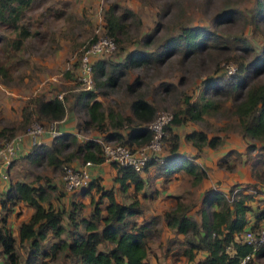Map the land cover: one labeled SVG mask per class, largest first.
<instances>
[{"label":"trees","instance_id":"obj_1","mask_svg":"<svg viewBox=\"0 0 264 264\" xmlns=\"http://www.w3.org/2000/svg\"><path fill=\"white\" fill-rule=\"evenodd\" d=\"M33 1L0 0V29L15 35L8 39L7 33L0 32V42L5 46L19 50L24 40L39 32L31 31L30 22L24 20V13ZM224 6L219 15L223 22L236 24L242 20L253 32L241 31L233 35V50L223 44L216 33L195 25L183 26L179 33L165 37L155 49L147 51L142 46L127 50L124 44L130 40L131 18L135 12L116 2L106 5L104 34L112 37L116 48L124 51L123 59L113 62L98 56L92 60V88L79 87L69 105L77 117V132H58L50 144H33L26 154L20 156L30 164L40 166L46 163L63 171L64 165L74 161L103 162L100 140L131 148L145 145L151 138L148 123L156 116L155 106L137 95L127 109H115L111 104L105 105L99 96H108L110 93L106 89L121 83L134 93L140 85L138 77H134L131 83L124 81L130 69L163 64L174 54L186 58L214 46L229 54L223 62L217 61L214 74L205 79L203 85L197 86L200 91L196 95L193 92L190 96L188 88L180 92L183 94L181 102L166 126V147L161 153L150 156L141 173L130 166L111 162L117 171L114 179L118 190L125 196L122 200L118 199V190L105 189L99 180H91L87 186L72 191L66 190L64 184V188L59 189L49 176L36 175L32 181H11L0 196V264H151L148 244L159 238L165 229L176 236L182 235L181 239H167L165 251L172 248L170 245L179 244L181 248L177 254L184 256L188 264H264V243L254 246L242 240L247 229L255 232L264 221V205H260L264 198H257L262 192L264 194V188L258 186L259 183H251L245 192L239 188L232 201H228L227 194L233 192L235 185L227 192L215 187L205 189L203 200L194 211L198 218L192 211L195 203L185 202L180 196H173L175 201L168 207L156 204L155 210L160 214L147 218L143 213L142 199H152L158 193L156 189H146L148 180L144 176L151 165L155 166L158 176L187 174L193 186L207 176L206 170L192 158L175 154L179 137L171 132L172 126L185 121L200 124L205 121V116L225 118L229 115L237 119L238 133L247 142L251 141L247 143L248 151L256 152L251 157V176L264 183V0H254L246 11L248 14L230 4ZM255 34L262 38L259 48L253 45ZM95 39L93 35L89 42ZM142 39L143 46L154 41L150 35ZM230 62L235 71L228 75L224 66ZM0 76H9L8 67L1 61ZM4 82L8 83L5 79ZM176 86L177 82H166L161 89L168 92ZM67 100V96L59 98L56 94L28 97L21 107L19 125L2 126L0 139H9L25 131L33 122L42 126L57 123L66 113ZM228 100L231 101L229 106L226 104ZM89 131L101 133V138H80V134ZM185 139L198 152L205 146L217 148L224 142L219 134L210 136L203 129L192 130ZM225 162L224 158L219 165L223 166ZM253 189L257 193H251ZM64 191L71 195L67 205L62 200ZM86 196L87 202L83 200ZM19 202L31 207L32 212L27 220L19 222L17 234H14L7 220ZM253 205H256L254 209ZM249 212L254 216L253 223L248 219ZM199 253L201 257H198Z\"/></svg>","mask_w":264,"mask_h":264},{"label":"rangeland","instance_id":"obj_2","mask_svg":"<svg viewBox=\"0 0 264 264\" xmlns=\"http://www.w3.org/2000/svg\"><path fill=\"white\" fill-rule=\"evenodd\" d=\"M113 2L121 7L131 8L135 12V16L131 18L133 25L128 36L130 40L124 43L127 50L141 46L147 51L153 50L165 37L179 33L183 26L206 27L220 36V41L232 50L233 35L241 31L248 34L253 33L242 20L236 24L225 23L219 15L225 4L237 7L248 14L246 11L252 7L254 0H34L26 9L24 20L30 22L31 31L38 30L39 32L24 40L19 50L0 42V61L8 67L9 71L7 78L0 76V128L19 125L21 107L25 105L30 96L44 94L48 97L50 93V95L61 94L62 97L67 96L68 99L73 97V94L81 87L77 78L81 49L93 35L96 38L104 35V9L107 4ZM60 11L61 13L58 14L57 12ZM0 32L7 33L8 39L15 37L8 30L0 29ZM147 35L152 36L154 41L151 45L143 46L142 38ZM252 40L255 47L261 46V35H253ZM83 41L84 44L81 45ZM228 54L226 50L215 46L206 48L198 55L191 54L186 58H183L181 54H174L163 64L130 69L124 81L131 83L134 77H138L140 85H137L134 93L129 92L126 85L121 83L114 88L106 89L110 93L109 96L99 97L105 105L111 104L115 109L120 107L125 110L129 102L139 95L155 106L157 115L162 112L173 113L181 102L183 94L180 92L188 88L187 93L190 96L193 92L196 95L200 91L197 86L203 85V81L214 74L217 61L223 62ZM123 56L124 51L118 47L111 53L102 54L98 58L120 62ZM4 79L7 80V84ZM166 82H177L176 89H170L168 92L162 90V84ZM230 103V100L226 102L228 106ZM66 105L69 110V103ZM228 116L226 115L225 118L205 116V121L197 125L210 136L219 134L227 139V153L220 156L217 162L219 165L225 158L226 162L221 166L222 169L229 174H238L237 178L240 181L229 184L226 189L235 185L234 189L238 187L244 189L245 192L251 187V183L262 184L263 186L259 184L258 186L264 188V183L257 182L251 176L253 160L251 157L256 155L255 151H248L247 143L251 141L247 142L238 133L237 119L234 116ZM222 119H228V121ZM43 128V133L51 132L56 129V123L48 124ZM22 133L24 132L17 134ZM93 134L95 132L89 131L82 133L81 136L86 138ZM113 143L116 144L114 141ZM221 146L222 144L218 147ZM227 166L232 168H227ZM237 169H239L238 173H236ZM246 169L247 172H243ZM8 170L12 180L32 181L36 175L49 176L52 183L59 189H63V171L54 169L46 163L40 166L30 164L18 155L11 161L7 173ZM246 174H250L252 182L243 180ZM181 178L179 186L181 190L186 185L192 187L188 179ZM223 183H227V180L217 178L211 187L221 190ZM202 190L203 185L197 186L190 191L183 192L182 198L190 203L201 202L204 197ZM258 198H264L263 192L258 195ZM260 205L263 206L264 203L260 202ZM193 214L195 216V213ZM181 237L182 235L176 236L172 231L165 229L159 238L152 239L148 244L150 263L188 264L184 256L177 254L181 248L179 244L170 245L172 248L168 252L165 251L167 239H181ZM201 256L202 254L199 253L198 257Z\"/></svg>","mask_w":264,"mask_h":264},{"label":"crops","instance_id":"obj_3","mask_svg":"<svg viewBox=\"0 0 264 264\" xmlns=\"http://www.w3.org/2000/svg\"><path fill=\"white\" fill-rule=\"evenodd\" d=\"M48 95H50V93H48ZM71 101L72 100L69 99L67 100V103H69L70 105ZM76 123H77V117L75 113L69 108V110L66 111L64 117L56 123L55 131L59 133L61 132L62 133H76L77 132ZM197 125L198 124H195L192 121H185V123L172 126L171 132L174 134H177L179 137V147L175 154H177L178 157H181V158H186V159L192 158L193 161H195L198 165H200L206 170L207 176L200 183L193 186L191 184V177L189 175L181 174V173H174L167 177H164L163 175L158 176L156 175L155 166L151 165L148 168V171L144 176L148 180L146 182V189L150 191L156 189L158 193H157V196L156 197L153 196L152 199L151 198L149 200H147V198L142 199L143 205H144L143 213L145 214L147 218L154 216V214L156 213H159L155 210L156 204L161 205L163 208L168 207L169 205H172L175 201L173 196H180V198L184 201V199L182 198L183 192L190 191V189H194L197 186L200 187L201 185H203V190H202L203 192L205 189L210 188L212 183L215 182V179L217 178L219 179L224 178L225 180H227V183L222 184L223 189L221 190L224 192L228 191L229 188L228 189L226 188L229 186V184H235L236 182L240 181L237 178L238 174L235 175V174L226 173L227 171L223 170L222 167L218 165V162H217L220 156H223L225 153H227L228 148L226 149V147L228 146L226 143V140H227L226 138L224 139V142L222 143L221 147L210 148L208 146H205L202 148L200 152H198L196 147H194L189 141L185 139V136L188 133H190L192 130L201 129L200 127H197ZM93 132H95V134L92 135L93 137H96L98 139L101 138V133L97 131H93ZM79 136L80 138H84L81 136V134ZM52 138H53V135L51 134V132H47V133L45 132L41 136H39L37 140L39 143L50 144L52 141ZM32 145H33V141L31 138L23 137L22 139V152L23 153L21 155L26 154L31 149ZM82 164L83 163L79 161H74L71 163V165L75 167L81 166ZM87 169L90 174V181L99 180L100 184L105 189L114 188L118 190V184L115 182V179H114L117 171L111 162L103 161L97 164L91 163L90 165L87 166ZM0 171H1V167H0ZM238 172H239V169H237L236 173ZM243 172H247V169L243 170ZM245 176L246 177L243 179L245 182H250L252 180V178L250 177V174H246ZM181 177L188 179L192 187L190 188L188 185H186L185 188L181 190L179 188L181 184L180 182L182 179ZM11 181H14V180L10 178V172L8 170V179H2V177H0V196L2 193H4L9 188ZM70 196H71L70 193H68L67 191H64L62 200L65 202L66 205L68 204L70 200ZM117 196H118V199L120 200H122L125 197L124 194L119 192V190L117 191ZM83 200L87 202L88 197L87 196L84 197ZM124 201H127V198H125ZM194 203H195V206L192 210L193 213L195 209L201 204V202H197V203L194 202ZM254 206L256 205L252 206L253 209H254ZM31 212H32V208L27 206L23 202H19L16 205L14 210L8 216V220H7V224L9 227H11L14 234H17V225L19 224V222L27 220ZM247 216H248V219L250 220V223H253L254 216L252 212H249ZM196 218H198L197 215H196ZM260 224L263 225L264 221H262Z\"/></svg>","mask_w":264,"mask_h":264},{"label":"built area","instance_id":"obj_4","mask_svg":"<svg viewBox=\"0 0 264 264\" xmlns=\"http://www.w3.org/2000/svg\"><path fill=\"white\" fill-rule=\"evenodd\" d=\"M116 48L114 39L107 35L98 36L95 40L83 45L81 49V58L79 64L78 83L81 88L90 89L93 86L92 80V60L102 54H109ZM225 67V72L229 75L235 71L233 63H228ZM62 98V95H58ZM157 115V114H156ZM173 119V113L162 112L155 116L149 123L148 128L151 131V138L145 145L131 148L126 145L101 141L102 154L104 161L115 162L122 166H130L137 172H142L148 159L151 155L155 156L166 147L165 138L167 136L166 126ZM32 124L34 126L30 127ZM43 126L37 122L31 123L22 134H16L9 139H0V177L8 179L7 168L11 161L22 152V139L29 137L33 144L39 143L38 137L43 133ZM58 132L51 131L52 135ZM90 162H85L81 166L75 167L66 164L63 166L62 180L66 190L72 191L81 189L87 186L90 182V174L87 166ZM235 187L231 194H227L228 201H232L233 194L238 190ZM251 193H257L255 189L250 190ZM242 240L247 243H252L254 246L259 243H264V224L257 229L256 232L249 229L242 235ZM247 258V257H246ZM244 261V259H243Z\"/></svg>","mask_w":264,"mask_h":264}]
</instances>
